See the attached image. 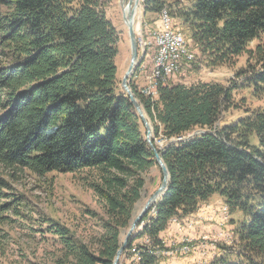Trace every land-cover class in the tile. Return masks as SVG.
I'll use <instances>...</instances> for the list:
<instances>
[{
	"label": "trees",
	"instance_id": "1",
	"mask_svg": "<svg viewBox=\"0 0 264 264\" xmlns=\"http://www.w3.org/2000/svg\"><path fill=\"white\" fill-rule=\"evenodd\" d=\"M141 1L145 23L166 10L207 68L231 67L243 55L248 67L237 74L238 85L161 82L155 98L143 95L133 75L130 87L153 136L165 142L160 149L153 140L170 180L127 250L133 247L138 264H160L146 246L166 249L162 234L174 221L182 224L217 195L227 206L225 217L228 209L242 215L235 229L241 250L236 257L223 252L212 264H264V0ZM108 4L0 0V241L8 239L2 227L14 223L11 216L24 218L33 226L29 232L52 249L40 264H113L148 177L159 171L145 127L119 84L120 37L107 18ZM238 89L249 90L263 107H249L245 117L222 127L223 114L237 108ZM196 131L202 132L184 139ZM253 136L259 148L251 145ZM83 172L101 210L86 211L93 225L85 235L22 213L25 201L13 191L20 174ZM143 238L149 243L134 246Z\"/></svg>",
	"mask_w": 264,
	"mask_h": 264
},
{
	"label": "rangeland",
	"instance_id": "2",
	"mask_svg": "<svg viewBox=\"0 0 264 264\" xmlns=\"http://www.w3.org/2000/svg\"><path fill=\"white\" fill-rule=\"evenodd\" d=\"M128 1L129 0H109L107 6V18L119 32L120 37L119 56L116 65L118 68V80L122 90V80L128 71L131 61V46L128 29L123 20L124 8L122 7L123 4L124 7H126ZM139 7V14L136 18L135 28L141 63L136 67L137 72L135 70L134 83L139 90L143 89L142 93L145 95L144 87L148 84V76L153 68L154 56L152 55L154 52V44L152 40V32L158 27L157 24L160 16H158L152 24L145 23L142 14L143 7L141 0ZM170 30L176 31V34H183L186 42V51L193 54L194 61L184 62L181 66L180 72L175 76L170 77L165 82L173 84L182 83L187 86L197 83H218L228 87H232L233 84L238 85L241 82V80L237 78V74L248 67L246 55L241 56L231 67L209 69L207 68L206 63L202 61L197 48L190 40L188 32L183 28L176 27L174 20L171 17ZM138 34L142 35L143 40L138 39ZM261 39L264 40V34L261 35ZM148 43H151L150 47ZM257 43L258 41L253 42L250 48L254 49ZM132 78L133 75L130 82ZM152 96H157V89H152ZM232 105L237 108H233L227 112V114H223L221 120L222 127L224 125H232L239 119L245 117V111L246 109H249V107L251 109H259L263 107L262 102H258L251 98V92L249 90L246 92L240 89L234 91ZM201 132L202 131H196L189 134L184 139L192 137L195 134H200ZM154 139L152 127V140ZM174 142L175 141H172L169 144ZM155 144L160 149H164L165 147V142L158 139H155ZM251 145L259 148L260 144L256 136H253L251 139ZM159 171L158 169H154L148 177L146 192H144L143 198L137 207L135 218L141 212L147 200L160 187L162 183V172L160 167ZM86 175V172L73 175L50 174L45 178H38L29 173L20 174L17 177V179H19L18 183L13 185V191L17 193V195L23 197L22 199L25 201V206L22 208L23 214L28 216L31 215L35 220L50 217L65 226L73 229L77 228L79 235H85V227H89L90 224H92L89 220V216L86 215V211H93L101 214V210L96 204L93 193L83 183V181H86ZM153 181H156V183ZM216 197L218 196H213L211 202L215 203V200L217 199ZM225 206L224 202H219L210 207L211 209L209 210L211 215L208 212L207 216L212 219V222H208V226L211 227L209 230L201 229L200 234L198 231L196 239L186 236L179 242H175L170 246L164 244L166 249H161L164 250V252L175 251L178 248H181L183 252L175 251L172 255H162L160 256L162 258L161 262H163V259L167 258L170 260H191V264H212L215 259H219L225 252L230 253L233 257L238 256L241 249L238 244V236L235 229L237 227L236 223L242 221V215L239 213L231 215L229 214L228 209V218L226 220L224 214ZM199 214L198 217L196 216L197 219L204 221V216L206 215L205 212L203 214L199 212ZM214 217L217 219V222L214 221ZM11 219H13L14 223L2 227V234H7L8 239L0 241V264L42 263L44 259L43 257L46 254L51 253L52 249L49 248L48 244L42 243L37 234L29 232L26 227H29L28 225L30 224L25 223L23 221L24 218L18 219L11 216ZM190 222L191 221L188 220L185 223L189 224ZM144 225L145 224H142V226L138 228L139 231L142 230ZM179 225L182 224L179 223ZM30 227L33 226L30 225ZM127 232L128 230L124 233L123 240ZM46 237H48L47 241H49L50 237ZM145 240L146 239H144L143 243H149ZM188 241L190 243H188ZM140 242H135L134 246L137 247V244H140ZM151 254H154L157 257V253ZM120 262L123 264L130 263V257L124 256L123 253Z\"/></svg>",
	"mask_w": 264,
	"mask_h": 264
},
{
	"label": "built area",
	"instance_id": "3",
	"mask_svg": "<svg viewBox=\"0 0 264 264\" xmlns=\"http://www.w3.org/2000/svg\"><path fill=\"white\" fill-rule=\"evenodd\" d=\"M158 27L152 32V40L154 44L153 52V68L148 76V84L144 87V94L147 97L155 98L152 96V89H157L158 84L175 76L180 72L181 66L184 62H193V54L186 51V42L183 34H176V31L170 30V16L166 10H163L159 15ZM140 32V31H139ZM138 39L143 40L142 35L138 34ZM149 47L151 43H148ZM150 56V48H149ZM198 135V134H195ZM228 217H225L227 220ZM174 223H177L175 220ZM231 238V237H230ZM190 241V240H189ZM188 241V243H190ZM164 244V243H163ZM140 245H143L141 243ZM145 246V245H143ZM150 253H157V257L168 254L172 255L173 252H183L181 248L175 251L164 252L158 248L146 246ZM186 250V249H185ZM125 252H130V263H136V255H133V247ZM120 264V261L119 263Z\"/></svg>",
	"mask_w": 264,
	"mask_h": 264
},
{
	"label": "water",
	"instance_id": "4",
	"mask_svg": "<svg viewBox=\"0 0 264 264\" xmlns=\"http://www.w3.org/2000/svg\"><path fill=\"white\" fill-rule=\"evenodd\" d=\"M140 4V0H129L126 4V8L130 10L129 17L127 18L124 14L123 20L124 23L128 29V36L131 46V61L130 66L128 68V71L126 72L123 80H122V88L124 93L129 98L131 104L133 105L136 113L138 114L139 118L141 119L145 130H146V142L148 143L149 147L154 153L155 160L157 162V165L160 167L162 172V183L160 187L153 193V195L147 200L144 207L142 208L141 212L138 214V216L134 219L132 222L128 232L125 235V238L122 242V245L120 249L118 250L116 257L114 259L113 264H118L120 261V258L122 257L123 253L127 250L130 241H132L135 232L139 228V225L142 223L143 219L148 215V213L156 207V205L161 201V199L164 197L170 180L169 171L164 164L161 155L159 151L156 149L153 140H152V127L150 125L149 120L147 119V116L143 110V107L141 106L139 100L135 97L133 91L130 89V79L132 75H134L136 67L141 63V58L139 57V50H138V41L136 36V28L134 24V16L136 13V9ZM125 10L124 4L122 6ZM123 10V11H124Z\"/></svg>",
	"mask_w": 264,
	"mask_h": 264
},
{
	"label": "crops",
	"instance_id": "5",
	"mask_svg": "<svg viewBox=\"0 0 264 264\" xmlns=\"http://www.w3.org/2000/svg\"><path fill=\"white\" fill-rule=\"evenodd\" d=\"M217 199L214 202H209L208 204H205L201 207V209L199 210V212L201 214H203L205 212V216H204V221L201 219H197V217L200 215L199 212L197 214H195L192 217L187 218L182 225H179V223H173L171 225V227L169 228L168 231H166L165 233L162 234V240L163 243L166 246H170L171 244H174L175 242H179L183 237L189 236V237H193V238H197V233L199 231V234L201 233V229H207L209 230V228L211 226H208V222H212V219L209 218V216H207L208 212L211 215V212L209 209H211L210 207L214 206L215 204H218L219 202H223L222 199H220L219 197H216ZM207 212V213H206ZM197 216V217H196ZM191 221L189 224L185 223L186 221ZM214 221L217 222V219H215L214 217ZM214 230V228H213ZM199 237V236H198ZM144 239H142V241L140 242L139 240L136 241L137 243H143ZM221 254V253H220ZM191 260H170V259H163V262H161L160 264H191Z\"/></svg>",
	"mask_w": 264,
	"mask_h": 264
},
{
	"label": "bare ground",
	"instance_id": "6",
	"mask_svg": "<svg viewBox=\"0 0 264 264\" xmlns=\"http://www.w3.org/2000/svg\"><path fill=\"white\" fill-rule=\"evenodd\" d=\"M139 6H140V4H139ZM137 7V9H136V13H135V16H134V24L136 23V18H137V15L139 14V8L140 7ZM129 13H130V10H128L126 7H125V10H124V14H125V16L128 18L129 17ZM149 253H150V251H149ZM121 259V258H120ZM139 257L136 255V263L135 264H138L139 263ZM120 264H123L122 262H120Z\"/></svg>",
	"mask_w": 264,
	"mask_h": 264
}]
</instances>
